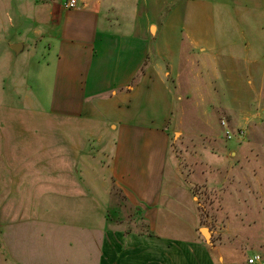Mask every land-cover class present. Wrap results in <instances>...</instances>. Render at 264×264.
<instances>
[{
	"label": "crops",
	"instance_id": "0c3cea01",
	"mask_svg": "<svg viewBox=\"0 0 264 264\" xmlns=\"http://www.w3.org/2000/svg\"><path fill=\"white\" fill-rule=\"evenodd\" d=\"M62 2L50 3L46 33L56 40L52 45L63 63L61 98H81L73 114L81 120L95 122L103 112L111 122L110 131L89 125L62 129L58 145L48 132L50 147L59 146L61 153H49L43 162L45 181L59 178V195L74 196L77 206L69 210L65 200L45 220L64 231L68 225L86 229L83 246L92 257L87 263L67 261L61 248L57 263L37 261L32 241L20 239L26 234L17 211L20 196L9 192L0 205V264H216V246L199 234L196 196L169 143V120L183 98L174 97L167 81H178L187 55L190 79L203 78L212 96L235 98L226 111L242 113V99L251 98L252 124L264 134V68L258 67L264 0H80L70 10ZM244 72H251L250 90ZM215 82L222 92L211 87ZM2 140L3 156L14 163V138ZM114 189L122 205L112 209ZM99 192L101 202L94 200ZM124 207L138 214L140 229H127L111 216L122 215Z\"/></svg>",
	"mask_w": 264,
	"mask_h": 264
},
{
	"label": "rangeland",
	"instance_id": "374dc122",
	"mask_svg": "<svg viewBox=\"0 0 264 264\" xmlns=\"http://www.w3.org/2000/svg\"><path fill=\"white\" fill-rule=\"evenodd\" d=\"M52 1L60 0H0V205L9 192L20 196L17 211L26 233L20 239L32 241L37 261L57 263L64 255H60L63 248L67 261L82 259L87 263L92 253L83 246L89 236L86 229L76 231L68 225L64 231L55 221H46L47 213L58 212L65 200L69 210L77 206V200L74 196L61 198L59 178L53 184L45 181L43 162L51 158L49 153H61L59 146L50 147L49 138L57 139L58 145L62 129L89 125L110 131L111 118L99 112L95 122L81 120L73 115L81 98H61L58 65L63 63H58V47L52 45L56 40L46 38ZM168 10L165 8V13ZM15 43L21 44L18 52L11 47ZM186 58L183 56L185 64L181 63L180 71H185L178 81L171 77L167 81L174 97L183 98L176 100L169 120V143L196 196L199 226L211 231L207 242L216 246V264H248L254 254H259L264 264V134L252 124L251 98L242 99V113L226 111L224 106H235V98L212 96L203 78L190 79ZM258 59V67L264 68V56ZM164 67L167 70L166 64ZM247 74L244 72L243 85L250 90L251 72L249 77ZM212 86L217 91L224 89L217 82ZM226 128L234 133L231 139ZM242 129L245 132L239 136ZM3 135L14 138L9 152L14 163L3 156ZM102 196L99 192L94 200L101 202ZM119 204L121 194L114 189L110 208ZM111 216L127 229H140L138 214L132 209L124 207L122 215ZM53 217L59 219V215ZM67 218L75 220V215ZM82 222L90 224L86 216ZM219 255L224 257L221 262Z\"/></svg>",
	"mask_w": 264,
	"mask_h": 264
},
{
	"label": "built area",
	"instance_id": "2783aa9c",
	"mask_svg": "<svg viewBox=\"0 0 264 264\" xmlns=\"http://www.w3.org/2000/svg\"><path fill=\"white\" fill-rule=\"evenodd\" d=\"M62 6L65 9H77L80 6V0H63L62 2ZM224 126L226 127L225 122L223 121ZM244 130H239L238 131V135L242 136L244 134ZM225 134L227 135L228 138H232L234 136V133L231 132L229 129L226 128L225 130ZM248 264H263L262 258L259 254H254L252 256H250L247 259Z\"/></svg>",
	"mask_w": 264,
	"mask_h": 264
},
{
	"label": "water",
	"instance_id": "95a60500",
	"mask_svg": "<svg viewBox=\"0 0 264 264\" xmlns=\"http://www.w3.org/2000/svg\"><path fill=\"white\" fill-rule=\"evenodd\" d=\"M11 47L16 51L18 52L20 47H21V44L20 43H15V44H12ZM200 232L204 235L205 239L206 240H209V235L211 234V231L207 228V227H201L200 228Z\"/></svg>",
	"mask_w": 264,
	"mask_h": 264
}]
</instances>
